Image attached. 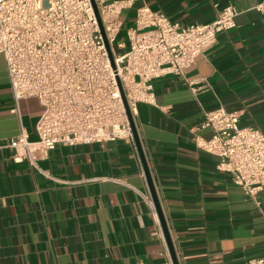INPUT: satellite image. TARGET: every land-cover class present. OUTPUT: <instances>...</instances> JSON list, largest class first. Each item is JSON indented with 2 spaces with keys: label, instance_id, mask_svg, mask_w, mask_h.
I'll return each instance as SVG.
<instances>
[{
  "label": "crops",
  "instance_id": "1",
  "mask_svg": "<svg viewBox=\"0 0 264 264\" xmlns=\"http://www.w3.org/2000/svg\"><path fill=\"white\" fill-rule=\"evenodd\" d=\"M180 26L214 21L223 7L234 28L186 71L152 81L155 106L138 104L134 124L179 264H249L264 257V217L217 158L194 143L211 136L201 107L224 106L264 134L262 0H133ZM125 21V18H123ZM15 102L0 55V146L23 129L36 141L42 106ZM0 147V264H160L170 257L136 145L57 146L37 167ZM264 211V190L259 193Z\"/></svg>",
  "mask_w": 264,
  "mask_h": 264
},
{
  "label": "built area",
  "instance_id": "2",
  "mask_svg": "<svg viewBox=\"0 0 264 264\" xmlns=\"http://www.w3.org/2000/svg\"><path fill=\"white\" fill-rule=\"evenodd\" d=\"M133 6V0H0V55L15 102L12 111L18 114V100L28 97L43 108L36 141L21 129L0 146L14 150L15 162L37 167L59 145H135L129 115L134 122L138 104L156 105L152 81L172 75L195 92L186 71L220 32L234 28L238 15L228 5L210 23L180 26L141 5L127 29V45L118 43L124 51L117 54L114 42L124 23L121 13ZM256 10L264 15V0ZM201 110V126L211 136H195L196 147L218 159L216 169L228 174L264 217L257 200L264 190V134L240 125L237 113L224 106ZM148 202L158 223L154 205ZM160 264L172 262L169 258ZM249 264H264V257Z\"/></svg>",
  "mask_w": 264,
  "mask_h": 264
},
{
  "label": "water",
  "instance_id": "3",
  "mask_svg": "<svg viewBox=\"0 0 264 264\" xmlns=\"http://www.w3.org/2000/svg\"><path fill=\"white\" fill-rule=\"evenodd\" d=\"M108 51H109V56L111 58L112 54L110 52V48L109 47H108ZM128 115H129V113H128ZM129 120H130V125H131V128H132L134 142H135V145H136V148H137V152H138V155H139L142 167H143V171H144V175H145V178H146V182H147V186H148V189H149V193H150V196H151L155 211L157 213V216H158V219H159V222H160V226L162 228V232H163V236H164V239H165V243H166V247H167V250H168V253H169L170 260H171L172 264H179L177 256H176V253H175V250H174V247H173V244L171 242V239H170V236H169L166 224H165V221H164V218H163V215H162V212H161L159 200H158V197H157V194H156V190H155L153 182H152V178L150 176V172H149V169H148V166H147V163H146L145 156H144L142 148H141V144H140V141H139V138H138L137 130H136L135 124H134V122L132 120V117L130 115H129Z\"/></svg>",
  "mask_w": 264,
  "mask_h": 264
},
{
  "label": "rangeland",
  "instance_id": "4",
  "mask_svg": "<svg viewBox=\"0 0 264 264\" xmlns=\"http://www.w3.org/2000/svg\"><path fill=\"white\" fill-rule=\"evenodd\" d=\"M121 17L125 18V21L123 23L122 28L120 29L119 33L116 36L115 42H114V49H115V53L119 54L122 53L124 50L119 49V47L117 46L118 43H125V45H127V29L130 27V20L127 16V12L125 10L122 11L121 13Z\"/></svg>",
  "mask_w": 264,
  "mask_h": 264
}]
</instances>
